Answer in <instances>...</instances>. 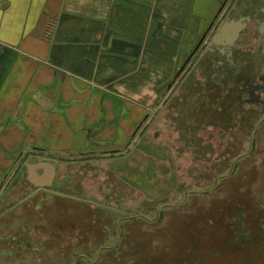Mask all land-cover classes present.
Here are the masks:
<instances>
[{"label":"rangeland","instance_id":"1","mask_svg":"<svg viewBox=\"0 0 264 264\" xmlns=\"http://www.w3.org/2000/svg\"><path fill=\"white\" fill-rule=\"evenodd\" d=\"M219 1L198 0L197 14L205 5L208 15ZM163 101L150 111L149 132L143 122L126 139L121 129L106 139L94 134L91 141L100 145H84L92 156L61 157L72 163H58L55 189L82 201L48 200L38 209L22 202L0 217V264H264V127L252 145L251 127L238 140L239 133L219 132L215 125L209 135V128H199L202 111L188 118L194 114L189 102L173 101L171 113L157 120ZM172 115L177 117L169 120ZM185 126L198 128L195 143L187 142ZM227 137L243 145H229L232 152L223 160ZM207 140L211 145H198ZM31 189L23 183L12 201ZM53 211L67 229L41 224L39 214ZM93 223L95 228L88 225ZM98 243L95 262L58 256L82 249L92 256Z\"/></svg>","mask_w":264,"mask_h":264},{"label":"crops","instance_id":"2","mask_svg":"<svg viewBox=\"0 0 264 264\" xmlns=\"http://www.w3.org/2000/svg\"><path fill=\"white\" fill-rule=\"evenodd\" d=\"M199 5L0 0V212L15 197L6 198V184L37 151L58 160L73 152L90 157L84 145L93 146L94 134L132 136L164 99L157 120L173 101L184 102L176 75L213 8L197 14Z\"/></svg>","mask_w":264,"mask_h":264},{"label":"flooded vegetation","instance_id":"3","mask_svg":"<svg viewBox=\"0 0 264 264\" xmlns=\"http://www.w3.org/2000/svg\"><path fill=\"white\" fill-rule=\"evenodd\" d=\"M238 4L241 6L238 8V11H235L234 8ZM224 24L228 25L225 26ZM223 25L225 27L221 31L220 29ZM194 42L189 54L183 59L179 67L176 75V79H178L176 85H178V82L179 85L176 86L177 88H174L179 90L180 87L184 86V89H186L182 93L181 98H183L184 102H189V108L194 111V114L190 117H195L196 111H202L201 105L203 106L204 104L200 99H203L206 109L202 111L203 116L199 118L202 122L199 128H209V135L212 134L211 130L214 125L220 128L219 132H222L223 129L232 130L231 132L235 131V133H239L238 140L245 127H251L252 135L250 143L251 145L254 144L255 138H258L260 134V129L264 127V0H220L218 5L211 9L207 19L200 24ZM188 71L190 78L188 81H185V75ZM184 81L185 83H183ZM188 114L191 115L192 112ZM146 119L144 117V122ZM146 128L144 126V129ZM196 129L198 128L192 129L186 126L182 128V132H186L185 137H187L188 143H195V134L199 132ZM144 135L146 134L144 133ZM126 138H128L127 135H125ZM234 141L235 138L232 141V138L227 137L224 142H221L222 145H226L220 155L221 158L223 157V160H227L230 152H232V148L229 145H243L240 141L238 144H234ZM199 143L198 145H211V142H208V140L204 143ZM95 144L100 145L99 142H92L90 145ZM87 154L90 155L89 153ZM34 157V161L40 160L41 157L55 159L43 155V151H37ZM55 160V175L51 184L46 190L35 192L23 202L28 208L38 209L37 205L41 206L48 200L51 203L57 200L65 202H68L67 200L82 201L75 195L55 189L58 163H72V161ZM224 165L226 164L224 163ZM235 168H238L237 161ZM233 171L234 168H232L231 172ZM21 172L18 175V180L9 181L6 184V198L17 195L23 183L27 182L32 189L15 201H12L3 211L37 189L36 186L28 181L25 168ZM8 188L10 189L8 190ZM42 194L49 195V198L43 199ZM36 201L37 204H35ZM83 202H88V200L83 199ZM39 215L40 220H42L41 224L48 225L53 231L62 228L67 229L65 226L67 222L64 221V217L61 218L57 214V211L54 213L49 212V216L47 214ZM95 224L88 225L95 228ZM84 239H82V242ZM92 240L91 244L88 240V245H94L95 238ZM21 241L23 240L21 239ZM26 243L30 244V242ZM115 245L117 246V244ZM19 247V245H16V249ZM100 247L101 245L99 244L95 254L92 256L88 251H84L83 249L73 255L72 253L65 252L58 254V256L61 261H66L72 257L71 259L75 262H95L100 259ZM15 255L20 258L22 253L16 251Z\"/></svg>","mask_w":264,"mask_h":264},{"label":"water","instance_id":"4","mask_svg":"<svg viewBox=\"0 0 264 264\" xmlns=\"http://www.w3.org/2000/svg\"><path fill=\"white\" fill-rule=\"evenodd\" d=\"M225 26L228 24H224ZM220 29H222L225 27ZM237 33V32H236ZM55 159H50L46 157H41L40 160H37L32 163H23V166L25 167L26 173H27V179L29 182H31L34 186L37 187L35 191L27 194L20 200H18L16 203L11 205L9 208H7L5 211H3L0 214V217L7 212L11 211L13 208L27 200L29 197H31L35 192L39 190H46V188L51 184L53 177L55 175Z\"/></svg>","mask_w":264,"mask_h":264}]
</instances>
